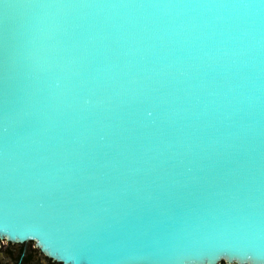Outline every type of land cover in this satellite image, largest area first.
<instances>
[{
    "label": "water",
    "instance_id": "water-1",
    "mask_svg": "<svg viewBox=\"0 0 264 264\" xmlns=\"http://www.w3.org/2000/svg\"><path fill=\"white\" fill-rule=\"evenodd\" d=\"M0 234L64 264H264L262 0H0Z\"/></svg>",
    "mask_w": 264,
    "mask_h": 264
},
{
    "label": "flooded vegetation",
    "instance_id": "flooded-vegetation-1",
    "mask_svg": "<svg viewBox=\"0 0 264 264\" xmlns=\"http://www.w3.org/2000/svg\"><path fill=\"white\" fill-rule=\"evenodd\" d=\"M0 264H64L46 256L34 241L14 243L0 238Z\"/></svg>",
    "mask_w": 264,
    "mask_h": 264
},
{
    "label": "snow or ice",
    "instance_id": "snow-or-ice-1",
    "mask_svg": "<svg viewBox=\"0 0 264 264\" xmlns=\"http://www.w3.org/2000/svg\"><path fill=\"white\" fill-rule=\"evenodd\" d=\"M264 3V0H262ZM32 5L27 3H12L4 4L5 10L9 7H31ZM4 24H5V32H6V25L8 20L7 12L5 11L3 14ZM87 102V101H86ZM148 115H152L151 112H148ZM0 236H8L6 234H0ZM54 260L55 257H52ZM253 255L250 251L241 249V248H233V247H222L210 255H204V264H253ZM65 264L67 262L64 260Z\"/></svg>",
    "mask_w": 264,
    "mask_h": 264
}]
</instances>
